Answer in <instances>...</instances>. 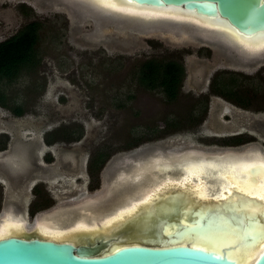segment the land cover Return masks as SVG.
I'll return each instance as SVG.
<instances>
[{"label":"rangeland","instance_id":"1","mask_svg":"<svg viewBox=\"0 0 264 264\" xmlns=\"http://www.w3.org/2000/svg\"><path fill=\"white\" fill-rule=\"evenodd\" d=\"M31 20L42 22L39 44L42 62L35 71L5 86L9 102L23 105L25 115L18 118L10 110L0 109V131H7L13 142L18 138L43 143L42 137L48 131L64 125H82L85 132L82 145L89 144L91 149L111 145L114 153L125 158L129 151L120 152L137 145L139 150L154 147L155 153L174 156L184 155L181 153L187 150H198L188 154L206 157L241 154L246 150L261 153L250 146L225 147L222 140L232 134L230 128L238 120L236 113L240 112V117L246 115V119L251 114L242 113L249 110L216 96L210 99L209 114L202 126L192 129L193 125L182 126L179 121L209 92L210 81L220 69L244 73L248 76L244 85L252 89L260 84L249 77L259 75L262 77L259 90L264 95V53L245 55L209 37L178 40L156 32L147 36L133 33L135 40H132L117 33L114 26L99 32L95 19L68 0H0V41ZM123 40L132 42L130 48L118 44ZM153 56L184 62L186 78L175 102H168L161 92L144 89L136 79L139 64ZM129 95L133 97L130 99ZM254 116L264 118V115ZM242 131L258 138L256 144L264 150L263 135L248 129ZM66 147L58 144L54 149ZM40 163L45 165L42 159ZM87 192L85 189L73 197L80 201L89 196ZM175 196H155V200L138 208L130 218L109 226L110 232L121 227L128 235L133 232L148 236L162 217L172 216L178 206L187 204ZM87 214L89 221H93L95 215L89 211Z\"/></svg>","mask_w":264,"mask_h":264},{"label":"flooded vegetation","instance_id":"2","mask_svg":"<svg viewBox=\"0 0 264 264\" xmlns=\"http://www.w3.org/2000/svg\"><path fill=\"white\" fill-rule=\"evenodd\" d=\"M116 29L118 33L119 31L121 32V30H123V24L120 22ZM127 32L130 33L128 36H132L133 38L132 34L135 33V31L129 29ZM123 33L125 34V32ZM125 41L126 40H123L118 44L122 48H130L128 45H131L132 42ZM223 71L244 74L230 69H220L216 71L210 81L209 92L202 95L200 98V100H207V106L198 108L195 111H187L186 114L181 117L182 119L179 121L180 125L184 123L191 124L193 125L191 127L192 129L202 126L209 114L210 99L212 96H216L235 107L249 110L242 111V113L251 114V118L246 119V115L240 117V112L236 113L232 111L237 114L236 117L239 121L237 120L236 124L230 128L232 134L228 136L227 139L222 140L225 147L240 148L241 146H250V149L254 148L264 153V150L256 144L258 138L251 136L247 131H242L248 129V131H254L264 136V118L255 119L254 116L264 115L263 91L259 90L256 92L259 96L260 107L259 105L257 107H244L221 94L214 93L212 91L214 77ZM18 80L14 82H10L5 78L0 80V94H5L8 103L11 102L8 100L9 96L5 86L13 84ZM0 109L10 110L11 112L14 111L12 107L2 104H0ZM23 109L24 114L22 116H17L14 112L13 114L21 118L25 115L26 111L24 107ZM218 112L222 114L227 111ZM224 116L229 117L227 114ZM81 130L83 132L82 135L80 133ZM84 136L85 132L82 125H76V127H74V125H64L48 131L44 134V137H42V140H44L43 143L40 141L27 142L18 138L13 142L12 136L7 131L4 129L0 131V220L5 217L4 215H9V218L20 221V225H22L18 230V234H11L9 235L10 237L30 236L54 242L70 241V243L74 244L76 247L86 248L101 245V242H104L107 237L118 235L117 238H121L128 234L125 230L121 231V227L115 228L113 231H109V233L105 232L103 228L96 230L92 228L85 231L71 229L68 230L70 232L67 231L64 233L63 240H55L43 236L40 231L44 228L48 230H58L60 228L70 227L78 220L84 218L82 214L85 210H87L86 212H92L97 216V219H101V216L105 214L110 215L111 212L113 213L117 208L127 203L126 199L130 197L133 192V188L125 190L122 193L119 191L113 192L111 188H113L112 184L116 179L122 173L131 171L135 164L141 159L151 158L158 153L167 155V153L163 152L155 153L154 147L139 150L137 149V145L131 148H125L120 152L126 154V151H129L127 159L123 157L124 155L118 156V153H114L115 149L112 148L111 145H102L99 148L92 149L89 147V144L85 143L82 145L81 141L84 139ZM246 137L248 139H246ZM58 144H65L67 147L65 149H54ZM42 145L46 147V149H43ZM81 145L82 147L78 148ZM191 151L199 152L198 150H187V152ZM41 152L42 155H40ZM153 152L155 154H153ZM40 159H42L45 165L40 163ZM85 189H87V194H89V196L83 197L80 201H76L73 196L78 192L84 193ZM88 204H92V207ZM53 214H70V219L64 223L57 222L53 219H49V216ZM38 219L39 223H37ZM129 235H133V232ZM127 236L125 238H127Z\"/></svg>","mask_w":264,"mask_h":264},{"label":"water","instance_id":"3","mask_svg":"<svg viewBox=\"0 0 264 264\" xmlns=\"http://www.w3.org/2000/svg\"><path fill=\"white\" fill-rule=\"evenodd\" d=\"M68 1L86 15L93 17L100 28L99 32L104 27L114 26L116 29L121 22L123 30L119 33H122L121 36L125 38H132L123 33L129 29L144 36L162 32L178 40L201 36L231 46L245 55L255 56L264 53L263 51L248 54L224 41L218 35L210 33L202 26H197L189 21L139 20L100 10L84 0ZM124 1L126 2V0ZM132 4L192 12L196 16L221 21L243 36L254 37L264 34V0H134ZM132 39L135 40V37ZM156 155L159 153L154 156ZM166 156L171 155L167 154ZM184 189L187 193L195 195L191 185H187ZM181 192L178 186L173 184L169 186L167 194H163L162 197L170 198ZM194 197L195 200H192L191 204L184 205L182 203L183 205L178 206L177 212L172 216H164L156 222L154 230L148 236H145L147 234H127L128 236L117 238L118 235H116L107 237L104 242H101V245L86 248L76 247L70 241L54 242L30 236H11L0 239V264H238L236 259L229 258L231 257L230 252L235 251L237 245L255 247L260 246L264 241L263 234L260 232L264 226V212L262 217L251 218L242 212L237 214L232 210L228 215L216 212L201 213V208L204 206L208 208L215 206L216 200L212 199L203 203L199 202L196 196ZM247 200L264 206L260 200L253 198ZM189 207L195 209L190 210ZM167 230H171V232L167 233ZM121 231L124 230L121 229ZM218 232L224 236L229 234L237 236L240 238V243L224 248L223 256L206 250V246L180 243L185 237H189L193 241L204 239L213 243L214 237L212 236ZM126 236L127 238H125ZM223 240L222 245L227 241ZM262 260H264V249L252 264H261Z\"/></svg>","mask_w":264,"mask_h":264},{"label":"bare ground","instance_id":"4","mask_svg":"<svg viewBox=\"0 0 264 264\" xmlns=\"http://www.w3.org/2000/svg\"><path fill=\"white\" fill-rule=\"evenodd\" d=\"M84 1L100 10L133 19L151 21L176 19L189 21L197 26H202L210 33L218 35L224 41L229 42L248 54H256L264 51L259 50V46L264 44V34L254 37L243 36L237 31L235 32V30L230 29L221 21L209 17L196 16L192 12H181L175 8L139 6L128 4L124 0H117V7L126 10L125 12H120L106 6V4L101 3L100 0ZM174 155L168 157L166 155L164 156V154H159L151 158L147 156L148 159H141L140 161H138V159V162L135 161L137 163L135 166L133 165L134 168L131 171L122 173L112 184L113 188L111 189L113 192L119 191L122 193L125 190L133 188V192L131 193L132 195L127 198V203L117 208L113 213L111 212L110 215L105 214L101 216V219H97V216H93L92 218L94 220L89 221L90 214H87V212L82 214L84 215L83 219L78 220L70 227L60 228L58 230H48L44 228L40 231L43 236L55 240H63L64 233L71 229L85 231L92 228L95 230L103 228L105 232H109L111 229L109 226L118 223L119 220L130 218L138 208L143 205L147 206L155 196L167 194L169 186L173 184H176L179 191H182V194L175 196V199L179 201L186 200L187 204H191V201L195 200L194 195L192 196L191 193H187L184 189L187 185L193 187V192L199 202L204 203L212 199L216 200L215 206L210 208L203 207L201 208V213L216 212L217 214L223 213L224 215H228L232 210L237 214L242 212L244 215H249L250 218L262 217V209H264V206L248 201L247 199L253 198L260 200L258 197L264 195V169L260 168V165L264 164L263 152L259 153L255 150H246L241 154H224L221 157H206L193 153L179 156ZM214 174H217V176L213 177ZM236 182L242 185L253 183L258 184V186L252 187L250 190L251 195H248L236 188ZM233 193L235 194L233 195ZM180 196L181 198H179ZM155 199L156 198H154V200ZM260 202L264 205V201L260 200ZM223 205H225L224 209ZM189 209L192 210L195 208L189 207ZM86 211L87 210L84 212ZM4 216L5 217L0 220V239L11 234H18V230L22 226L20 225V221L9 218V215ZM49 217V219L64 223L70 219V214H53ZM37 223H39V219ZM170 232L171 230H167V233ZM212 237H214V240H212L214 244L222 245L224 242L223 239L227 240L224 244L232 246L240 243L239 237L230 234L224 236L221 232L216 233ZM180 243H191L198 246L202 245L207 248L209 245H213V243H209L204 239H195L193 241L189 237L182 238ZM261 243L260 246L258 245L255 247L244 246L243 244L240 246L237 245L236 250L230 252V255L231 257H236L237 262L240 261L241 264H252L257 255L264 249V241Z\"/></svg>","mask_w":264,"mask_h":264},{"label":"trees","instance_id":"5","mask_svg":"<svg viewBox=\"0 0 264 264\" xmlns=\"http://www.w3.org/2000/svg\"><path fill=\"white\" fill-rule=\"evenodd\" d=\"M42 22L35 20L24 25L16 34L0 42V80L14 82L25 73L36 70L42 59L39 51ZM248 76L236 72H220L213 80L212 91L221 94L235 103L244 106H258V92L261 89L259 75L249 77L257 79L260 86L252 89L244 85ZM186 78V67L182 60L175 58L150 57L143 60L137 70V81L148 91L161 92L165 99L175 102L182 91ZM133 95H129L131 99ZM0 104L14 109L17 116L24 114L21 104L7 102L5 94H0ZM207 106V100H199L191 111ZM260 107V105H259ZM180 125V124H179ZM82 135V130H81Z\"/></svg>","mask_w":264,"mask_h":264},{"label":"snow or ice","instance_id":"6","mask_svg":"<svg viewBox=\"0 0 264 264\" xmlns=\"http://www.w3.org/2000/svg\"><path fill=\"white\" fill-rule=\"evenodd\" d=\"M101 3H105L106 6L115 9L116 11H120V12H125L126 10L124 8L121 7H117V0H100ZM126 3L128 4H132L134 3V0H126ZM256 50V49H253ZM259 50H264V44H261L259 46ZM260 168L264 169V164L260 165ZM254 186H258V184H253V183H249L247 185H242L239 182H236V188L241 191V192H245L248 195H251V188ZM261 201H264V195H261L258 197ZM262 211H264V209H262ZM261 234H264V228L260 229ZM230 245L228 244H224V245H219V244H213V245H209L208 248L206 250L212 251L215 254L219 255V256H223V249L229 247ZM230 259H237L236 257H229ZM238 264H241L240 261H238ZM261 264H264V260L261 261Z\"/></svg>","mask_w":264,"mask_h":264}]
</instances>
